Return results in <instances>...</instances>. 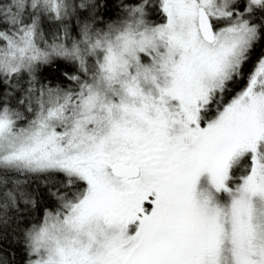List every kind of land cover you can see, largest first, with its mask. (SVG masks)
Here are the masks:
<instances>
[{
	"label": "snow or ice",
	"instance_id": "1",
	"mask_svg": "<svg viewBox=\"0 0 264 264\" xmlns=\"http://www.w3.org/2000/svg\"><path fill=\"white\" fill-rule=\"evenodd\" d=\"M0 264H264V0H0Z\"/></svg>",
	"mask_w": 264,
	"mask_h": 264
}]
</instances>
